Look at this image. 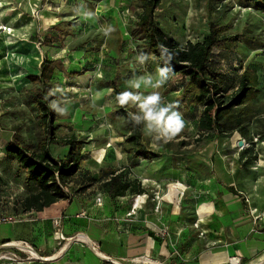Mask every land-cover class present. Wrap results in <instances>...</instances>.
<instances>
[{"label":"rangeland","instance_id":"rangeland-1","mask_svg":"<svg viewBox=\"0 0 264 264\" xmlns=\"http://www.w3.org/2000/svg\"><path fill=\"white\" fill-rule=\"evenodd\" d=\"M248 1L161 0L155 19L163 34L181 46L188 41H202L208 33L209 20L224 28L227 41L213 49L211 73L207 74L222 89L218 94L221 104L228 103L238 92L242 71H254L255 92L239 106L226 109L234 118L243 110L245 120L220 137L234 136L235 146L244 158L242 165L252 163L258 170L255 174L264 177V22L263 13L248 6ZM140 5V0H0V218L22 210L21 201L35 188L25 183V172L15 156L4 150L7 141L18 134L30 150L39 151L38 143L44 134L39 110L30 96L33 84L27 75L39 73L45 59L52 60L54 66L52 104L57 118L53 125H58L54 133L58 138L74 137L82 142L83 162L66 180L67 190L91 188L93 193L111 169L122 176L131 173L133 179L142 174L151 177L158 155L177 160L190 155L205 138L206 131L198 128L203 105L187 110L178 98L181 84L188 78V68L170 75L158 89L163 104L178 103L186 122L184 131L168 143L146 134L143 122L134 126L131 117L139 114V102L121 106L115 98L111 81L121 92L131 91L143 97L153 91L151 85L135 89L130 82L148 76L154 81L157 77L158 62L135 27ZM90 12L94 15H87ZM109 25L113 31L105 35ZM141 55L147 57L143 63L137 59ZM47 147L58 159L67 153V146L49 142ZM137 152L148 153V158L134 163L138 167L130 171L131 162L143 157ZM177 182L183 184L173 179L145 192L148 198L155 192L163 195ZM177 186L171 188L175 196L170 203L174 205L178 199L175 209L179 210L188 190H182L180 196ZM240 195L250 206L248 190H241ZM10 252L29 256L18 247H0V257ZM2 260L11 261L6 257Z\"/></svg>","mask_w":264,"mask_h":264},{"label":"crops","instance_id":"crops-1","mask_svg":"<svg viewBox=\"0 0 264 264\" xmlns=\"http://www.w3.org/2000/svg\"><path fill=\"white\" fill-rule=\"evenodd\" d=\"M235 143L234 136L206 133L190 155L176 160L160 158L159 153L151 177L120 174L146 191L173 179L182 181L188 191L179 210L178 199L170 203L176 184L164 199L152 196L130 216L136 194L127 190L111 198L101 184L93 193L91 188L74 192L65 187L66 199L39 211L1 217L0 245L25 241L46 259L29 253L20 263L0 264H227L231 256L239 257L240 264L258 263L264 259V177L255 174L252 163L242 165L244 158ZM143 159L131 162L129 170ZM241 190H248L250 206ZM94 197H101V204ZM162 227L167 229L165 237L157 234ZM149 231L157 236L151 237Z\"/></svg>","mask_w":264,"mask_h":264},{"label":"trees","instance_id":"trees-1","mask_svg":"<svg viewBox=\"0 0 264 264\" xmlns=\"http://www.w3.org/2000/svg\"><path fill=\"white\" fill-rule=\"evenodd\" d=\"M161 0H140L141 13L135 22V27L143 38L147 51L156 58L159 68L171 65L175 74L181 68H188V78L181 84L179 100L184 109L203 105L199 130L217 131L218 136H223L224 131L232 130L237 124L245 120V112L240 111L241 115L237 118L230 116L226 109L231 106H239L249 95L256 90V75L254 71L246 68L242 71L238 92L226 104H221L219 92L222 91L216 79L209 78L211 73L210 57L213 49L221 47L227 37L223 34L224 28L217 25L214 21H208V33L202 41L193 43L188 41L185 46L179 45L174 39L166 37L159 28L155 19V10ZM249 5L263 13L264 22V0H249ZM169 49L164 52L163 48ZM169 53L173 59L168 60ZM53 61L45 59L40 66L39 73L27 75L33 84L31 98L39 110V124L42 127L44 138L38 143L39 151L30 150L18 134L11 137L5 144V153L14 155L19 166L25 172V183L34 184L33 191L21 201L22 210H42L51 203L68 198L65 190L66 180L73 176L78 170L83 159L80 155L82 142L74 137L58 138L54 130L58 125H53L57 115L52 101L53 94L52 74L54 72ZM107 87V84L103 85ZM111 88L115 92V98L121 93L119 87L110 82ZM211 110H214L212 113ZM55 143L67 146V153L63 159L52 156L48 150V143ZM148 153H138L145 158ZM34 187V186H33ZM102 187L111 198L124 195L131 191L132 194L145 192L140 184L129 182L122 179V176L114 170L109 171V176ZM150 235V231L148 232ZM155 238V236L153 237Z\"/></svg>","mask_w":264,"mask_h":264},{"label":"clouds","instance_id":"clouds-1","mask_svg":"<svg viewBox=\"0 0 264 264\" xmlns=\"http://www.w3.org/2000/svg\"><path fill=\"white\" fill-rule=\"evenodd\" d=\"M87 15L91 16L94 14L90 12ZM111 31H113V29L109 25L105 35ZM159 47L163 48V45ZM163 51L169 52V49L163 48ZM137 59L143 63L147 57L141 55L138 56ZM172 59L173 55L169 53L168 60L171 61ZM172 71L171 65L165 68H157V77L154 81L151 76H148L130 82V86L135 89H139L142 84L151 85L153 91L146 96L142 97L141 95H135L131 91H124L117 95V101L121 106L128 105L129 101L133 103L139 102V114L131 117L134 126L143 122L146 134H154V139L156 141H163L164 143L173 140L183 132L186 127L183 115L178 110V103L167 102L163 104L164 98L160 91H158V89L169 81Z\"/></svg>","mask_w":264,"mask_h":264},{"label":"built area","instance_id":"built-area-1","mask_svg":"<svg viewBox=\"0 0 264 264\" xmlns=\"http://www.w3.org/2000/svg\"><path fill=\"white\" fill-rule=\"evenodd\" d=\"M176 185H178V186H177V189H178V192H179V194H180V196H181L182 193H183L182 190L185 189V186H184L183 184L179 183V182H177ZM179 189H180V190H179ZM168 191H169V189H168ZM168 191H167V192H168ZM164 195H165V194H163V195H159L158 192H155V194H154V198H155L156 200L164 199ZM176 196H177V195H176ZM147 199H148V195H147L146 192H143V193H141V194H136V195L133 197L132 204H131V211L128 213V216H130L131 213H132L135 209H138V208L141 207V205L145 204V202L147 201ZM170 201H172V199H170ZM157 205H158V204H157ZM157 208H158V207L156 206L155 209H157ZM57 222H58V221H56V220L54 221L55 224H57ZM150 232H151V237H154V236L156 237V236H157V235H156L155 233H153L152 231H150ZM157 234H158V236L160 235V236L165 237V236L167 235V229H166V227H162V228H160L159 231L157 232ZM94 244H95V243H94ZM19 246H27V247L32 248V247L29 246L25 241H8V242H4V243H2V244L0 245V247H3V248H6V247H18V248H19ZM94 249H95V250L98 249V245H97V244L94 245ZM30 255H32V254H30ZM32 256H33V255H32ZM3 257H6L7 259H10L11 261H13V262H17V263H20V262H22V261L24 260L23 257H21L20 255L16 254L15 252H10V255L3 256ZM3 257H0V259L3 258ZM35 257H36V256H35ZM230 258H236V259L238 260V264H239V262H240V261H239V257H237V256H231ZM116 262L119 263L118 261H116ZM227 264H229V263L227 262Z\"/></svg>","mask_w":264,"mask_h":264},{"label":"bare ground","instance_id":"bare-ground-1","mask_svg":"<svg viewBox=\"0 0 264 264\" xmlns=\"http://www.w3.org/2000/svg\"><path fill=\"white\" fill-rule=\"evenodd\" d=\"M0 29H2V27H0ZM95 201L97 203H100L101 204V197H98L95 199ZM82 239H84L83 236H81ZM19 248L23 249V250H26L28 253L32 254L33 256H36V253L34 252V249L33 248H30V247H27V246H19ZM154 263H157V262H154ZM228 263L229 264H238V260L236 258H228ZM256 264H264V259H262L261 261H259L258 263Z\"/></svg>","mask_w":264,"mask_h":264},{"label":"water","instance_id":"water-1","mask_svg":"<svg viewBox=\"0 0 264 264\" xmlns=\"http://www.w3.org/2000/svg\"><path fill=\"white\" fill-rule=\"evenodd\" d=\"M240 144H241V142H239V145H240ZM108 260H111V259L108 258Z\"/></svg>","mask_w":264,"mask_h":264}]
</instances>
